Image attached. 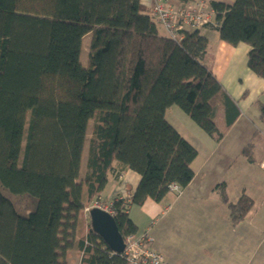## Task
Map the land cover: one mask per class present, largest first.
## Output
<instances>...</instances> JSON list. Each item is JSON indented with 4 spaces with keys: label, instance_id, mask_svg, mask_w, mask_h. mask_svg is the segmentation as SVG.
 <instances>
[{
    "label": "trees",
    "instance_id": "obj_1",
    "mask_svg": "<svg viewBox=\"0 0 264 264\" xmlns=\"http://www.w3.org/2000/svg\"><path fill=\"white\" fill-rule=\"evenodd\" d=\"M142 1L0 0V264H67L78 215L111 174L140 175L135 205L160 201L170 184L190 183L196 148L166 119L167 108L178 106L217 141L240 115L203 63L208 38L200 29L246 44L248 68L264 79V0H206L213 20L178 41L159 30ZM179 1L170 0H189ZM251 150L250 143L243 148L249 161ZM217 188L237 225L252 198L232 202L223 182ZM113 207L121 235L136 233L122 200ZM86 224L76 242L80 264H128Z\"/></svg>",
    "mask_w": 264,
    "mask_h": 264
},
{
    "label": "crops",
    "instance_id": "obj_2",
    "mask_svg": "<svg viewBox=\"0 0 264 264\" xmlns=\"http://www.w3.org/2000/svg\"><path fill=\"white\" fill-rule=\"evenodd\" d=\"M210 1L207 0L209 4ZM208 29L204 27L200 32L205 35L204 31ZM159 30L165 33L160 25ZM217 37L219 39V35ZM217 43L218 53H209L207 47L203 63L237 102L240 115L217 141L205 131L200 132L199 126L200 130L192 126L174 105L167 108L165 117L177 131L191 143L183 129L179 128L181 125L177 118H180L192 134L190 136L195 140L192 142L203 146L201 154L194 146L196 154L190 163L194 171L193 179L181 188L179 194L170 190L160 201L147 199L142 205L131 204L128 210L129 217L137 226L136 233L147 231L152 238L151 246L165 257L168 264H248L257 255L261 244L259 238H264L261 229L264 227V201L259 205L257 203L259 191L253 186L257 176L252 168L256 162L260 166L264 152L256 150L258 145L254 140L255 133H252L254 122L249 119L242 121L243 115L248 114L242 109L243 102L246 105L264 103V79L245 66L249 50L247 45L240 46V43L231 46L221 39ZM239 47L243 49L241 55L238 53ZM219 128H224V120ZM249 143L252 145L250 161L243 152ZM239 165L242 167L239 168ZM227 171L231 174L230 179ZM139 181L140 175L130 169L121 171L117 177L111 174L101 196L111 201L121 189L132 194ZM222 182L230 201H237L242 194L253 200V206L245 218L234 226L229 222L228 206L221 200L217 188ZM83 214L87 223V216ZM87 230V224L80 231L76 229L74 246L65 255L67 264H80L82 252L76 247V242Z\"/></svg>",
    "mask_w": 264,
    "mask_h": 264
},
{
    "label": "built area",
    "instance_id": "obj_3",
    "mask_svg": "<svg viewBox=\"0 0 264 264\" xmlns=\"http://www.w3.org/2000/svg\"><path fill=\"white\" fill-rule=\"evenodd\" d=\"M149 6L155 20L161 25L164 32L174 40H180L187 29H200L207 22H211L214 11L208 6L206 0H189L184 3L174 4L170 0H143ZM264 169V159L261 161ZM170 190L178 194L181 188L173 183ZM115 200H122L125 210H129L132 203L131 196L124 189L117 193ZM113 201H106L99 196L93 198L83 208L88 214L93 207L100 208L111 215H115ZM151 236L147 231L129 234L124 238L125 247L121 252L128 264H168L164 256L151 246Z\"/></svg>",
    "mask_w": 264,
    "mask_h": 264
},
{
    "label": "rangeland",
    "instance_id": "obj_4",
    "mask_svg": "<svg viewBox=\"0 0 264 264\" xmlns=\"http://www.w3.org/2000/svg\"><path fill=\"white\" fill-rule=\"evenodd\" d=\"M224 1H228L231 2L233 0H224ZM205 35L207 36L208 40H209V44H208V50L209 53H218V47H219V43L218 42V35L217 32L214 29H208L206 31H204ZM90 40V34H87L83 37L82 39V47H81V53H80V61L82 63L83 66H87V57H88V43ZM228 44V43H227ZM241 43L240 46H244L246 44ZM230 45V44H229ZM232 46V45H231ZM242 47L238 48V53L239 55H241L243 53V49H241ZM246 59V56H244ZM247 67V65H245ZM262 99L264 101V94L262 95ZM175 108H177V110H180V115L183 118H186V120H188V122H190V124H192V126H195V128H198V125H196L194 123V121H192V119L186 114L184 113L178 106L174 105ZM259 105L258 104H245L243 102L242 104V109H245L247 111L248 114L243 115L242 121H246L247 119L251 120L254 122V127L252 128V133H255V142L257 146V149L259 151V153L264 152V144L262 142H264V122L260 119L259 117ZM169 119H171L172 121H174V118H172L171 116H168ZM177 121L180 123L179 128L183 129V133L187 136V138L191 141V144L195 147H197L199 149V154H201V150L203 149L200 144H196L198 146H196L194 143L197 142H192L195 141L194 138H192L193 136H190L192 134H190L188 132V129L186 128V126L184 125V123L181 121L180 118H177ZM216 123L218 125V127H222L223 125V117L222 114H219L216 118ZM178 125V124H177ZM91 127H92V120H89L88 125H87V130H86V137L87 140L85 142V146H84V150L82 153V159H81V173H83L84 169H85V163H86V156H87V147H88V139L91 133ZM183 127V128H182ZM200 132H204L202 129L200 130ZM24 144V141H23ZM242 158V157H241ZM259 160V158L257 159V161ZM241 168L242 166L239 165ZM260 166H261V162H260ZM258 162H256L255 164H253L252 168L255 171V175L257 176V180L255 181V189L259 191V193L257 194V203L258 205L264 201V170H262L260 168ZM236 168H238V166H236ZM243 169V168H242ZM241 172H244L243 170ZM226 175L229 177V179L231 178V174L229 173V171H227ZM120 190L117 192L119 193ZM233 194V193H232ZM117 197V196H116ZM114 197V200L115 198ZM104 200L108 201V199L104 198ZM260 201V202H259ZM132 204V203H131ZM131 206V205H130ZM264 208V207H263ZM87 216V220L89 219V213L86 214ZM114 217V215H112ZM85 217L83 212H80L78 215V220H77V229L80 231L83 229L84 225H85ZM264 231V227L261 228ZM260 245L258 247V252L257 255L254 256L251 261L248 264H264V238L260 237ZM165 258V257H164ZM166 260V259H165Z\"/></svg>",
    "mask_w": 264,
    "mask_h": 264
},
{
    "label": "water",
    "instance_id": "obj_5",
    "mask_svg": "<svg viewBox=\"0 0 264 264\" xmlns=\"http://www.w3.org/2000/svg\"><path fill=\"white\" fill-rule=\"evenodd\" d=\"M89 219L91 229L100 236L111 251L121 253L124 250V237L119 232L115 219L111 214L93 207L89 211Z\"/></svg>",
    "mask_w": 264,
    "mask_h": 264
},
{
    "label": "bare ground",
    "instance_id": "obj_6",
    "mask_svg": "<svg viewBox=\"0 0 264 264\" xmlns=\"http://www.w3.org/2000/svg\"><path fill=\"white\" fill-rule=\"evenodd\" d=\"M125 190V189H124ZM128 194H130L131 196V200H132V194L128 191V190H125Z\"/></svg>",
    "mask_w": 264,
    "mask_h": 264
}]
</instances>
